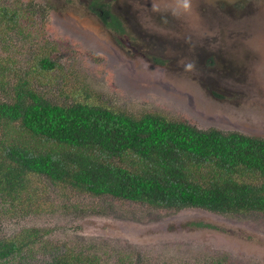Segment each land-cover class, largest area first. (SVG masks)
Listing matches in <instances>:
<instances>
[{
	"label": "rangeland",
	"instance_id": "374dc122",
	"mask_svg": "<svg viewBox=\"0 0 264 264\" xmlns=\"http://www.w3.org/2000/svg\"><path fill=\"white\" fill-rule=\"evenodd\" d=\"M20 4H32L34 15L0 22V102L22 88L53 104L100 105L134 118L155 113L264 138V0ZM101 5L123 32L103 25ZM43 59L55 67L41 69ZM9 146L56 149L19 122L0 126L1 161H9ZM22 181L15 191L0 181V244L16 247L0 264H210L222 256L264 264V213L163 209L32 173Z\"/></svg>",
	"mask_w": 264,
	"mask_h": 264
},
{
	"label": "trees",
	"instance_id": "16d2710c",
	"mask_svg": "<svg viewBox=\"0 0 264 264\" xmlns=\"http://www.w3.org/2000/svg\"><path fill=\"white\" fill-rule=\"evenodd\" d=\"M27 6L20 0L0 5V22L14 26L27 20L34 15ZM97 8L105 27L123 32L109 8ZM39 66L51 70L55 64L43 59ZM17 122L56 149L42 153L9 146L4 155L9 161L0 160V181L10 191L21 188L23 175L32 173L96 197L157 208L264 213L263 137L200 130L155 113L134 118L100 105L53 104L22 88L11 102H0V126ZM15 249L0 244V259ZM53 261L69 264L65 258ZM210 264L230 263L222 256Z\"/></svg>",
	"mask_w": 264,
	"mask_h": 264
}]
</instances>
